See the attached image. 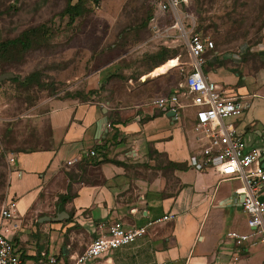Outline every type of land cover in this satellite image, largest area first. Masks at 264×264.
I'll return each mask as SVG.
<instances>
[{"label": "crops", "instance_id": "0c3cea01", "mask_svg": "<svg viewBox=\"0 0 264 264\" xmlns=\"http://www.w3.org/2000/svg\"><path fill=\"white\" fill-rule=\"evenodd\" d=\"M157 18L159 25L162 17ZM177 24V29L167 32L192 29L185 31L181 18ZM247 52L245 56L242 51L207 52L202 72L225 97L248 105L239 117L226 122L246 149L264 151V63L260 61L264 42ZM129 61L119 60L86 76L78 97L48 99L15 118L2 117L0 110V148L5 143L3 154L12 159L5 203L12 207L14 220L30 207L37 212L53 210L56 216L63 212L57 207L58 196H68L63 208L72 212L73 221L63 212L67 215L63 220H69L65 229L76 223L95 238L103 222L146 227L132 244L93 264H230L234 256H238L236 264H264V246L239 254L225 236L245 231L239 182L188 164L195 153L193 111L183 109L172 117L146 105L181 83L172 75L179 70L178 63L155 74L165 63L138 70ZM108 77L116 90L105 98L98 91ZM34 109L40 110L33 114ZM184 118L191 127H185ZM102 119L105 123L99 126ZM261 165L264 169V159ZM165 216L172 217L162 221ZM73 239L71 235L69 244L60 248L55 233L49 232L43 248L27 254L18 251L28 257L38 254L37 259L45 253L60 264H70L80 254L72 247Z\"/></svg>", "mask_w": 264, "mask_h": 264}, {"label": "rangeland", "instance_id": "374dc122", "mask_svg": "<svg viewBox=\"0 0 264 264\" xmlns=\"http://www.w3.org/2000/svg\"><path fill=\"white\" fill-rule=\"evenodd\" d=\"M75 2L0 0V43L18 38L22 32H30L26 47H11L1 52L0 74L11 73L18 82L35 74L25 86L10 80L0 83L2 117L15 118L48 99L78 97L86 76L119 60H130L132 67L138 70L148 68L151 64L148 58L161 48L167 50L169 59L177 60L179 70H173V79L183 80L185 67L182 65L188 62V57L182 32H168L177 40L171 44L175 38L166 39L170 46L167 48L160 45L164 39L150 41L148 20L153 10L146 0H100L97 5L85 2L71 20L69 13L62 12L67 4ZM171 18L165 14L158 27H169L174 23ZM180 18L185 31L191 27L194 33L211 40L213 50L242 51L245 56L250 47L264 42V0H199L181 8ZM227 59L230 57L226 56ZM260 61L264 63V55ZM110 79L108 77L100 89L105 98L116 90ZM3 103L8 107L3 108ZM39 110L34 109L31 113ZM184 119L185 127H191ZM4 146L5 143L0 148V208L6 202L10 171V156L3 154ZM53 204L49 202V206ZM63 212L73 221L72 212L64 208ZM55 213L47 209L37 212L30 207L25 214L15 218L18 229L12 240L16 249L25 254L36 252L47 245L48 234L53 232L60 248L67 246L69 237L74 235L72 247L81 253L94 235L76 223L65 229L67 220L62 219L58 224L39 221L42 217L54 218Z\"/></svg>", "mask_w": 264, "mask_h": 264}, {"label": "built area", "instance_id": "2783aa9c", "mask_svg": "<svg viewBox=\"0 0 264 264\" xmlns=\"http://www.w3.org/2000/svg\"><path fill=\"white\" fill-rule=\"evenodd\" d=\"M196 1L199 0H146L155 14L148 24L151 29L150 41L164 39L160 44L164 47H167L166 39L175 38L171 43L176 42V36H170L167 31L178 28L180 9ZM165 14L171 15L174 23L170 27L159 28L157 17ZM181 36L188 57V62L182 65L185 67L183 80L171 93L149 100L146 105L171 112L173 117H177L183 109L193 111L191 132L195 153L189 157L188 164L194 170L212 171L221 179L239 182L237 194L241 197L240 212L245 219V231L229 232L225 236L232 241L239 254H244L250 248L264 246V198H261L264 151L246 149L234 127L226 122L229 118L239 117L248 105L239 99L225 97L202 72L204 56L213 50L212 41L194 33L192 29L182 32ZM89 155L94 156V152H89ZM8 163H12V159ZM70 163L66 162V165ZM171 217L165 216L162 221ZM13 220L12 207L4 203L0 208V264H60L55 257L45 253H40L36 261L23 260L9 238L18 229ZM97 229V236L80 254L71 258L70 264H93L113 250L132 244L145 234L146 227L125 228L120 222L112 221L100 223ZM237 260L238 256H234L230 264H236Z\"/></svg>", "mask_w": 264, "mask_h": 264}, {"label": "trees", "instance_id": "16d2710c", "mask_svg": "<svg viewBox=\"0 0 264 264\" xmlns=\"http://www.w3.org/2000/svg\"><path fill=\"white\" fill-rule=\"evenodd\" d=\"M85 2H90L94 5H97L100 2V0H76L75 4H73V5L67 4V6L65 7V9L62 13H65V14L69 13V17L72 20L76 15H78L77 10L79 9V6ZM29 33L30 32H22L18 38H14L11 40H6V41L1 42L0 43V54H1V52H4L11 47H17V46H21L23 48L26 47L27 43H28V39H27L28 37L27 36ZM150 57L148 59H149L151 65H155V64L159 65V64L166 63L169 60V58H171L170 56H168V52L164 48L159 49L155 54H153L152 58H150ZM170 60H172V59H170ZM1 74H4V73H1ZM34 76H35V74H29L28 76L23 78V80L21 82H18V80L16 78L11 79L10 81L14 82V83H18L19 85L25 86L26 84H28L29 81H31V79L34 78ZM100 89L98 91L99 93H100ZM68 200H69L68 196H58L57 207H58L59 211H63V207H64L65 203L68 202ZM68 219H70V215H69ZM10 241L13 243L12 239ZM37 257H38V254H36L35 257H28V256L21 255V258L23 260H26V259L36 260Z\"/></svg>", "mask_w": 264, "mask_h": 264}, {"label": "water", "instance_id": "95a60500", "mask_svg": "<svg viewBox=\"0 0 264 264\" xmlns=\"http://www.w3.org/2000/svg\"><path fill=\"white\" fill-rule=\"evenodd\" d=\"M9 78H14V76L12 74H9V73L1 74L0 75V81L6 80V79H9ZM104 112H105V110L102 109V113H104ZM167 115L173 117V113H171V112H168ZM104 123H105V120L102 119V121L99 123V126H103ZM63 218L66 219L67 218V215L65 213L61 212V213L57 214L54 218L49 219L47 217H44L42 219L44 221H46V222H48V221H50V222H57V221H60Z\"/></svg>", "mask_w": 264, "mask_h": 264}, {"label": "bare ground", "instance_id": "6f19581e", "mask_svg": "<svg viewBox=\"0 0 264 264\" xmlns=\"http://www.w3.org/2000/svg\"><path fill=\"white\" fill-rule=\"evenodd\" d=\"M177 65V61L175 59L173 60H169L167 61L165 64L161 65L160 67H158L155 71V74L156 73H162L164 72L166 69L168 68H173Z\"/></svg>", "mask_w": 264, "mask_h": 264}]
</instances>
